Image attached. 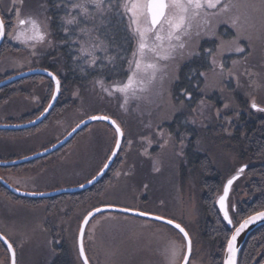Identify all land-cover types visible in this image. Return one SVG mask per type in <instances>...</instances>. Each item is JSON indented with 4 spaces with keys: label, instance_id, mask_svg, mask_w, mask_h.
Here are the masks:
<instances>
[{
    "label": "rangeland",
    "instance_id": "374dc122",
    "mask_svg": "<svg viewBox=\"0 0 264 264\" xmlns=\"http://www.w3.org/2000/svg\"><path fill=\"white\" fill-rule=\"evenodd\" d=\"M72 2L76 3L79 0ZM57 3L59 6L57 19L63 22V35L75 43V52L69 63L70 77L64 81L68 83L73 79L78 81L79 77L85 78L89 74H92L91 79L87 78L85 82L75 84L76 87L71 90L62 84L64 88L61 87L56 101L57 103L60 100V106L54 110V114L43 120V124L37 129L26 133H5L1 130L0 161L21 158L52 145L88 116L109 115L121 124L125 132L121 148L114 160L115 162L120 159L121 167L114 174L113 182L105 188V191L73 209L61 203L55 212L49 211L48 203L54 202L56 198H41L37 202H32L26 199L15 200L0 193V232L14 242L17 264H52L55 259V245L62 244H65L70 254L71 264H82L76 247L79 224L88 211L107 204L149 211L153 215H164L175 219L186 228L192 238L191 264H222L225 245L215 251L212 246H206L201 239V228L205 218L200 202L201 188L196 181L194 169L186 166L182 159L188 144V135L192 134V131L186 130L187 123L191 127L204 125L209 113L218 109L213 110L206 98H202L193 109V114H188L182 108L183 100L176 104L171 99L170 84L176 79L177 69L182 62L198 55L200 43L204 44V52L208 53L209 61L214 68L210 75L205 72L203 76L200 92L204 95L208 94V87H213L214 81L217 91L223 93L222 81L226 80L228 83L231 76L233 81H240L242 77L240 73L244 69L248 70L250 64H256L264 71V28H262L260 12L247 10L251 23L254 24V27L248 28L245 33L251 36L250 40L242 36L237 43L233 42L236 30L231 26L229 16L234 15L235 10L213 18L211 26L199 36L195 34L194 29L191 37L186 38L183 54L178 53L175 59L167 62V76L163 86L161 87L157 82L149 92L142 94L140 99H129L125 108H121L124 102L123 96L119 93L109 96L101 90L97 81L102 80L104 87L111 88L113 84L127 80L128 60L136 47L137 40L127 27V17L121 15L123 9L114 6L111 11L101 15L90 6L93 19H85L76 11H72L71 14L76 15L80 23L65 25L63 18L69 14L71 3L69 0H57ZM107 3L108 0H105L106 5ZM15 9H19L21 18L36 19L42 31L46 33L45 40L38 43L34 49L11 38L17 30ZM0 14L4 20L9 21L8 28L10 27L7 38L9 43L6 39L3 41L6 51L0 56V76L16 74L42 65L43 59H40L42 51H47V47H52L55 42L48 21L44 18L47 15L39 0H16L15 3L13 0H0ZM120 24L122 27L118 31V39L121 38L124 44H132L129 52H125L127 45L122 47L118 39L109 36L110 26L118 28ZM65 27L69 29L67 34L64 31ZM82 27L93 29L91 35L99 37L107 47L106 53L101 50L96 51V55L102 58V63L98 61L95 66H89L83 58H80V44L87 39L80 33ZM219 30L222 34L218 32ZM111 40H116L118 43H112ZM212 45L213 48H210L209 46ZM236 47H243L245 51L235 52ZM119 49L127 56L125 74L121 77L120 72H116L114 78L109 76L110 74L109 77L94 74L105 65L114 62V51ZM243 54L244 57H241ZM105 56L114 59L109 62L103 59ZM213 59L216 60V65L212 64ZM227 61L229 64L223 65L224 68L230 66L231 75H222L219 64ZM73 71L77 72L76 75L72 74ZM38 76L41 78L37 79L36 84L33 86L26 84V88L22 89L24 92L0 100V124L17 123L20 119L34 115L42 99L46 95L50 97L52 88L49 81L51 83V80L43 75ZM23 81L12 85L18 88ZM26 81L29 82L28 79ZM209 81L212 85H209ZM259 88L263 98L258 96L255 98L264 106V89L262 85ZM69 99H74L72 104L57 113L56 110L60 111ZM183 112L186 115H181ZM175 118L177 123H174ZM182 119L184 127L180 129ZM114 135L113 128L106 123L92 122L77 132L62 150L22 168H0V177H5L7 182L17 189L32 193L77 186L88 181L100 170L113 149ZM165 140L168 141L166 145ZM128 141H132L131 145ZM213 157L215 165L224 172L223 182H225L234 174L239 164L234 157L224 158L218 151ZM155 168L159 171L154 170ZM220 194L221 192L218 196ZM237 200L241 202L252 200V196L243 188L240 177L233 183L229 194L230 204L234 205ZM238 218L240 219L235 221L233 219V226L243 217ZM47 222L50 224L49 227H46ZM54 229L53 232L56 234L51 232ZM173 240L177 243L182 242L178 231L163 222L117 211H105L95 215V219L87 225L85 247L94 264H168L167 250ZM239 255L240 253L238 263ZM8 261V255L0 244V264H8ZM251 264H264V242L260 244Z\"/></svg>",
    "mask_w": 264,
    "mask_h": 264
},
{
    "label": "trees",
    "instance_id": "16d2710c",
    "mask_svg": "<svg viewBox=\"0 0 264 264\" xmlns=\"http://www.w3.org/2000/svg\"><path fill=\"white\" fill-rule=\"evenodd\" d=\"M39 4L44 8V12L47 15V17L44 18L45 21H48L51 36L54 38L55 42L52 47H47V51H42L40 59L44 61L42 60V65H40V67L47 68L54 72L61 79V85L64 84L65 87L67 86L71 90V88L76 87L74 86L75 84L85 82L92 74H89V76L85 78L79 77L78 81L76 79H73V81L69 83L64 81L66 78L68 79L70 77L69 68L71 66L69 63L72 61L75 52V43L71 42L63 35V22L57 19L59 9L57 0H39ZM121 27V24L118 28L110 26L109 36L111 35V38L118 39V31L121 30ZM9 28L7 27V30H9ZM218 32L222 34L221 30ZM111 42H119L122 44V47L127 45L126 43L124 44V41H121V38L118 39V42L116 40H111ZM128 44L125 52H129L131 49L130 47L132 44ZM203 46L204 44L200 43L198 55H195L187 61H183L178 67L176 79L170 84V96L176 104L183 100L184 104L182 103V108L185 109L184 111L188 114H193V109L202 98H206V101L213 110H219V115H217V110L209 113L205 122L206 126L201 124L202 127H198V125L191 127L188 123L187 125L185 124L186 130L192 131L193 142H191L190 146H186V152H183L182 157L185 165L194 169L196 181L201 188L200 202L205 214L200 234L201 239L205 242L204 244L206 246H212L216 251L224 247L226 238L231 232V228L223 221L216 206V197L221 191V185L224 181L223 170L215 165L213 155L216 151L224 158L234 157V160L239 166L247 165L240 179L243 182V188L252 196V200L242 202L237 200L234 203L235 210L230 211L234 221L240 219L238 218L239 216L244 217L264 207V113L253 111L249 104L251 97L258 96L263 98L259 86L262 85L264 89V71L262 67L256 64H250L248 70L244 69V71L240 73L242 76L240 81H233L232 76V79L230 78L228 83L226 80L222 81V85L224 86L223 93L217 91V86L214 81L213 87H208L209 92L207 95H204L200 92L203 86V77L200 73L205 74L206 72L210 75L211 70L214 68L211 66L208 53L204 52ZM213 46L214 45L209 47L213 48ZM209 47L207 49H209ZM5 51L6 49L4 50L2 43L0 46V56ZM244 55L245 54L241 57H244ZM114 56V62L105 65L103 69H100L94 74L106 75L107 77L111 76L114 78V74L120 72L119 75L122 77L126 72V53H124L123 50L120 52L119 49L118 51H114ZM223 64H229V62L227 61ZM76 73L75 71L72 72L74 75H76ZM108 74L110 75L108 76ZM221 74L231 75L230 66H226ZM29 78L31 80H29L28 83L33 86L38 81L37 79L41 77L33 75ZM19 82H21V80ZM49 84L52 88V83H50V81ZM209 85H212L210 81ZM10 87V89L5 88L2 90L3 92L1 91L2 97L14 95L18 92L17 90H20V88L22 90L26 86L23 84L18 88H14V85ZM62 88H64V86H62ZM184 92L191 93L190 100L186 99ZM48 96L46 95V100ZM68 101L69 102H67L65 106L61 107L60 111L58 109L56 112L59 113L64 111L72 104L74 99H69ZM60 103V100L56 103L49 114L50 116L54 114V110L60 106ZM225 104L228 105L227 108L224 107ZM182 108L180 107V109ZM221 109L224 111H221ZM188 111H190V113ZM185 112L181 115H186ZM176 121L177 119L175 118L174 123H177ZM183 121L182 119L179 126L180 129L184 127ZM119 161L120 159L113 162L107 173L89 189L71 193L70 195L59 194L54 196L52 199H56L54 202H49V211H56L55 209L61 203L66 204L69 209H73L99 196L105 191V188L113 182L114 174L121 167ZM225 173H227V171H225ZM233 173H236V170ZM22 199L32 202L41 200ZM262 242H264V225L259 226L248 235L240 249L238 264H251ZM56 246L57 245H55V247ZM55 249L68 254L65 244L59 247L57 246ZM68 258L69 264H71L70 254H68ZM54 261L55 259L52 264H54Z\"/></svg>",
    "mask_w": 264,
    "mask_h": 264
},
{
    "label": "snow or ice",
    "instance_id": "6c2138e0",
    "mask_svg": "<svg viewBox=\"0 0 264 264\" xmlns=\"http://www.w3.org/2000/svg\"><path fill=\"white\" fill-rule=\"evenodd\" d=\"M15 3L16 0H13ZM71 3L69 14L65 16V25H79L80 21L76 15H72V11H76L78 15L85 19H93V13L90 12V6L94 7L95 12L104 14L115 6L118 9L122 8V16L127 17V27L136 37V47L132 52L131 58L128 60L127 80L113 84L111 88L104 87L103 81L98 80L97 84L101 86V90L112 96L114 93H119L123 96L124 102L121 108H125L129 99H140L142 94L149 92L153 86L160 83L161 87L167 76V62L175 59L178 53L183 54L186 48V38H190L195 29V34L199 36L202 31H206L211 26V21L215 17L226 15L233 10L235 14L229 16L231 26L236 30L234 43H237L243 36L245 39H251V36L245 35L248 28L254 27L251 23V17L248 14V9L259 11L261 15V24L264 28V0H108L107 5L105 0H79V2ZM12 9H10L11 11ZM16 13V31L11 38L24 44L26 47L35 48L38 43L45 40L46 33L42 31L41 25L34 18H21L19 9H15ZM65 33H69L68 27L64 28ZM93 29L87 27L80 28V33L87 39L80 44V58H83L89 66H95L98 61L103 62L102 58L96 55L97 50L107 52V47L104 42L99 40V37L91 35ZM6 34V25L3 17H0V38ZM79 42V41H77ZM235 52L243 53V47H236ZM211 54V52H210ZM111 62L114 58L105 56ZM213 65H216V60L213 59ZM221 73H223L224 65L219 64ZM44 71L47 72V69ZM53 82L51 91V100L55 101L61 92V79L52 72H48ZM203 77L205 74L200 73ZM186 99H191L190 92H184ZM52 107L51 102L40 113L44 116ZM228 107L227 104L224 105ZM250 108L257 112H264V106L257 102L253 97L250 101ZM219 115V110L217 111ZM40 117H37L39 119ZM91 120L110 121L114 125L115 145L111 150V156L117 155L121 148V138L125 136L124 129L117 120L109 115H94L89 117ZM32 123V121H29ZM83 123V121H81ZM80 124L76 125L79 128ZM76 128L73 131H76ZM163 135V133H161ZM132 141H128L131 145ZM167 140L164 141L166 145ZM47 151V149H45ZM109 165L104 164L100 172ZM247 165H242L236 170L235 175L231 176L223 184L222 194L218 196L217 203L220 211L223 213V219L233 225V217L230 211L235 210V205L229 202V193L233 183L245 172ZM154 170L159 171L158 168ZM95 177H93V180ZM87 183H92L91 180ZM80 187H84L83 184ZM19 191V189H17ZM35 194V193H33ZM42 195V194H41ZM105 208H112L115 205L107 204ZM102 208L96 207L85 214L79 224L78 234L76 237V247L79 258L82 264H90L89 256L85 247L86 226L89 225L92 219H95V214L102 212ZM125 212H135L139 216H153L149 211H139L138 209L125 208ZM154 219L163 221L164 224L170 225L173 229L178 230L181 243L175 240L171 241L168 252V264H191V255L193 252V241L189 232L173 218H168L164 215H156ZM264 220V207L261 210L253 211L251 215L243 217L238 225L234 226L231 235L226 238L224 247L223 264H238V254L240 249L237 247V239L240 234L252 223ZM98 223V222H97ZM0 241L6 245V251L9 254V264H17V251L14 242L7 235L0 232Z\"/></svg>",
    "mask_w": 264,
    "mask_h": 264
},
{
    "label": "water",
    "instance_id": "95a60500",
    "mask_svg": "<svg viewBox=\"0 0 264 264\" xmlns=\"http://www.w3.org/2000/svg\"><path fill=\"white\" fill-rule=\"evenodd\" d=\"M0 17H1V14H0ZM3 38H0V44L2 43ZM45 69H47V68H43V67L37 66V67H32V68L26 69V70H24L22 72L13 74V75L7 77L6 79L1 80L0 81V87L3 86V85H5V84H7V83H9V82H12V81H15V80H18V79H21V78H25V77H28V76H31V75H43V76H46V77H48V78L51 79V77L48 75V72H52V71L49 70V69H47V72H46V71H44ZM52 73H54V72H52ZM58 97H59V95L57 96V98H56L55 101H52L51 100V97H50V100H49L48 104L51 102L52 107H53L54 104L56 103ZM48 104H47V106H48ZM52 107L49 108V111L47 113H45L44 116L41 117L40 114H39L35 118L29 120V121H32V123H29V121H26V122H22V123L0 124V130H19V129H25V128H29V127H32L34 125H37L38 123H40L49 114V112L51 111ZM92 116H94V115H92ZM37 117H40V118L37 119ZM89 117H91V116H88L85 119L81 120V121H83V123H81V121L79 123H77V124H80V127L79 128H76V125H77L76 124L61 139H59L57 142H55L51 146L45 148V149H47V151H45V149H43V150L38 151L36 153H33L31 155L24 156V157H21V158H17V159H14V160H10V161H0V165H15V164L27 162V161H30V160L35 159L37 157L45 156V155H47L49 153H52L53 151H55V150L63 147L81 129H83L84 127H86L87 125H89L90 123L95 122V121H102V122L106 123L107 125H109L110 127H112L113 130H114V125H112L110 123V121L91 120V119H89ZM74 128H76V131H73ZM123 139H124V137L121 138V145H122ZM114 145H115V143H114ZM113 148H114V146H113ZM118 152H119V150H118ZM109 156H111V152H110ZM115 158H116V156H113L111 158V160H109L107 158L106 161L104 162V164L107 163L109 166L107 168H104L103 169V172L101 173L100 170L103 168V166H104V164H103L102 167L100 168V170L93 176V177H95V179L93 180V177L89 179V180L92 181V183H87V181L84 182V183H82L84 185V187H80L81 184H79V185L73 186V187H65V188H60V189H56V190H52V191L38 192V193L33 194L32 192H25V191H22V190L17 191V188L16 187H14L13 185H11L7 181H5V179H3L2 177H0V183L3 184L5 187H7L14 194H16L18 196H21V197L31 198V199L48 198V197L56 196V195H59V194H65V193H70L71 194V193H75V192H80V191L86 190V189L90 188L91 186H94L103 177V175H105L107 173L108 169L111 167V165L114 162ZM233 175H235V174H233ZM217 199H218V197H217ZM217 199H216V206H217V208L219 210V213H220L221 217L223 218V213L220 211L219 205L217 203ZM99 208H102L103 209L102 212H105V211H117V212L131 214V215H134V216H139L135 212H125V211H122V209H125V208H121V207L105 208L104 206H102V207H99ZM259 210H261V209H259ZM97 214H99V213H96L95 215H97ZM251 214L252 213H250L249 215H251ZM154 216H156V215H153V216H140V217H145V218H149V219L156 220V219H154ZM157 221H159V220H157ZM160 222H163V221H160ZM225 223L228 225L229 228H231V232L234 230V226L238 225V223L236 225H234V226L233 225H229L226 221H225ZM262 225H264V220H258L256 222L250 224L240 234V236L238 237V239H237V247L239 249H241V247H242L244 241L246 240L247 236L254 229H256L257 227L262 226ZM231 232H230V235H231ZM1 242L4 245V247H6V245L4 244V242L3 241H1ZM223 258H224V255H223ZM222 264H223V260H222Z\"/></svg>",
    "mask_w": 264,
    "mask_h": 264
},
{
    "label": "flooded vegetation",
    "instance_id": "af4514ba",
    "mask_svg": "<svg viewBox=\"0 0 264 264\" xmlns=\"http://www.w3.org/2000/svg\"><path fill=\"white\" fill-rule=\"evenodd\" d=\"M9 21H7V20H5V25H6V34H5V36H4V38H3V41H5V39H6V42L7 43H9V41L7 40V38H8V30H7V27L9 26ZM3 41H2V43H3ZM1 43V44H2ZM1 46V45H0ZM11 75H13V74H7V75H4V76H0V81L1 80H3V79H6L7 77H9V76H11ZM29 77H31V76H28V77H25V78H21V79H18V80H15V81H12V82H9V83H7V84H5V85H3V86H1L0 87V100H2V99H5V98H7L8 99V97H2L1 96V91L2 90H4L5 88H11L10 86L12 85V84H15L16 82L18 83L20 80H24V82L22 83V84H20L19 86L21 87L23 84L26 86V84H29L26 80L28 79V80H31ZM53 85V84H52ZM26 88V87H25ZM25 88H23V89H25ZM18 91V90H17ZM3 92V91H2ZM10 92V91H9ZM22 92H24V90H21V88H20V91H18L16 94H19V93H22ZM7 93V92H6ZM15 95V94H14ZM11 96V95H10ZM9 96V97H10ZM13 96V95H12ZM50 97H51V95H50ZM50 97L46 100L45 98H43L42 99V101H41V103H40V105H39V107H38V109L36 110V111H34L35 113H34V115H32V116H30V117H28V118H25V119H20L17 123H22V122H26V121H29V120H31V119H33V118H35L36 116H38L42 111H43V109L47 106V104H48V102H49V100H50ZM45 101V102H44ZM55 105V104H54ZM54 107V106H53ZM53 107H52V109H53ZM51 109V110H52ZM51 112V111H50ZM50 112H49V114H50ZM47 115L43 120H45V119H47V118H49L50 117V115ZM49 116V117H48ZM41 121L40 123H38L37 125H34V126H32V127H29V128H25V129H19V130H4L5 131V133H9V132H15V133H26V132H30V131H33V130H35V129H37L38 127H40L42 124H43V122L44 121ZM205 120H207V119H205ZM203 126H206V124H204ZM200 127H202V125L200 124ZM1 131V130H0ZM201 135V134H200ZM188 137L189 138H187V139H189L188 140V144L186 145V146H190L191 145V142H193V140H192V134L190 133L189 135H188ZM201 138H202V135H201ZM73 139V138H72ZM57 142V141H56ZM54 144V143H53ZM67 145V144H66ZM65 145V146H66ZM51 146V145H50ZM65 146H63V147H61L60 149H58V150H55V151H53L52 153H49V154H47V155H45V156H41V157H37V158H35V159H32V160H30V161H27V162H23V163H19V164H15V165H0V168H4V169H6V168H22L23 166H25V165H29V164H32V163H36V162H39L42 158H44V157H47V156H51V155H53V154H55L56 152H58L59 150H61V149H63ZM49 147V146H48ZM47 148V147H46ZM45 149V148H44ZM43 150V149H42ZM39 151H41V150H39ZM36 152H38V151H36ZM36 152H34V153H36ZM184 152H186V149L184 150ZM33 154V153H32ZM31 155V154H30ZM28 156V155H27ZM17 159V158H16ZM14 160V159H13ZM10 161V160H9ZM20 165H22L21 167H18V166H20ZM239 167H241V166H238V168ZM238 168H236V170L238 169ZM231 177V176H230ZM3 179H5V177H2ZM225 178V177H224ZM6 180V179H5ZM7 181V180H6ZM225 182H226V180H225ZM225 182H223V184L225 183ZM223 184L221 185V190L223 189ZM231 191V190H230ZM221 192V191H220ZM0 193L1 194H3L4 196H7V197H9V198H13V199H15V200H19V199H22V198H24V197H21V196H18V195H16V194H14L13 192H11L7 187H5L3 184H1L0 183ZM76 193V192H75ZM230 194V193H229ZM57 196V195H56ZM54 197V196H53ZM53 197H48V199H52ZM25 200V199H24ZM49 204V203H48ZM51 205V204H50ZM55 212V211H54ZM56 224V223H55ZM49 227L50 226V224L47 222V224H46V227ZM53 231H55V229L54 230H51V232L53 233V234H56V233H54ZM53 236H56V235H53ZM0 243H2L1 241H0ZM3 245V244H2ZM60 246V245H59ZM58 246V247H59ZM57 247V246H56ZM55 247V248H56ZM5 251H6V247H5ZM54 252H55V261H54V264H69V258H68V254H65V253H63V251H61V250H54ZM6 253H7V251H6ZM7 255H8V257H9V254L7 253ZM78 255V254H77ZM88 255V254H87ZM79 256V255H78ZM90 259V258H89ZM92 260H90V263L92 264H94V262H91ZM8 264H9V261H8Z\"/></svg>",
    "mask_w": 264,
    "mask_h": 264
},
{
    "label": "bare ground",
    "instance_id": "6f19581e",
    "mask_svg": "<svg viewBox=\"0 0 264 264\" xmlns=\"http://www.w3.org/2000/svg\"><path fill=\"white\" fill-rule=\"evenodd\" d=\"M164 223V222H163ZM170 226V225H169ZM186 229V228H185ZM178 231V230H177ZM81 263H82V261H81Z\"/></svg>",
    "mask_w": 264,
    "mask_h": 264
}]
</instances>
